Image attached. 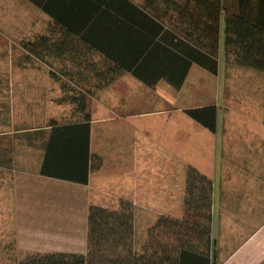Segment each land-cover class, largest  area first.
Masks as SVG:
<instances>
[{
	"label": "crops",
	"instance_id": "obj_1",
	"mask_svg": "<svg viewBox=\"0 0 264 264\" xmlns=\"http://www.w3.org/2000/svg\"><path fill=\"white\" fill-rule=\"evenodd\" d=\"M209 1L224 4L227 14L264 17V0ZM202 3L0 0L8 19L0 17V35L17 36L18 45L51 35L46 60L21 45L26 73L0 74V264L32 253H85L91 205L133 202L137 233V210L155 209L149 191L140 189L139 174H154L155 163L176 154L172 146L182 147L186 177L189 166L215 174L207 176L214 181L217 264H264V72L237 65L234 45L226 43L223 11L218 63L232 72L225 101L218 96L219 71L194 62L185 73L180 54L188 58L185 53L201 49L185 34L192 29L191 36H198L188 20L207 17ZM66 39L73 44H64ZM31 58L37 73L27 68ZM106 81L100 90L89 85ZM84 95L91 112L90 153L102 158L101 168L90 170L86 184L43 175L47 140L52 130L59 132L55 127L75 125L61 130L63 136L78 146L84 141ZM208 106L216 110L215 131L187 113ZM211 137H217V173L203 167ZM80 163L84 168V157ZM220 163L225 174H218ZM63 204L72 214L69 230L49 214Z\"/></svg>",
	"mask_w": 264,
	"mask_h": 264
},
{
	"label": "trees",
	"instance_id": "obj_2",
	"mask_svg": "<svg viewBox=\"0 0 264 264\" xmlns=\"http://www.w3.org/2000/svg\"><path fill=\"white\" fill-rule=\"evenodd\" d=\"M207 17L189 23L199 29L196 37L192 29L185 34L192 40L195 52H188L184 59L188 72L197 62L217 74L219 71V47L222 29V13L225 11L226 43L234 45L237 65L264 72V17L227 14L224 4L202 0ZM264 11V2H261ZM200 24V26H198ZM64 44H73L66 39ZM206 43V44H205ZM28 54L46 60L50 53L51 35H38L21 42ZM69 45V46H70ZM206 47V49H204ZM184 79V75L183 78ZM110 82L91 83L100 90ZM181 86L182 82L175 84ZM82 100L84 112V141L78 146L74 139L63 136L61 131L75 125H59V132L51 131L46 143L41 173L46 176L88 183L90 170L102 166V158L90 153L89 120L91 112L86 95ZM89 110V111H88ZM187 113L210 131L216 129V110L213 106L188 109ZM66 139L69 143L66 142ZM68 157H65L66 155ZM8 161H12L11 155ZM85 158V166L80 163ZM136 210L133 202L120 200L114 207L91 205L87 220V251L45 252L27 255L16 264H217V240L213 233L214 181L197 168L189 166L186 177L184 212L181 217L160 215L149 227L148 235L140 250L135 249Z\"/></svg>",
	"mask_w": 264,
	"mask_h": 264
},
{
	"label": "rangeland",
	"instance_id": "obj_3",
	"mask_svg": "<svg viewBox=\"0 0 264 264\" xmlns=\"http://www.w3.org/2000/svg\"><path fill=\"white\" fill-rule=\"evenodd\" d=\"M0 17H3L1 12ZM3 20L8 21V19L4 17ZM10 38L15 40L14 46L8 44ZM18 40L17 36L0 35V74L26 73V67L21 65L22 58L24 57V51L21 45L17 44ZM31 61V64L26 63L29 65L27 68L30 70V73H37L33 66L34 60L32 59ZM228 69H230V67L226 66L225 62H222L219 67V79L217 81V90L219 91L218 96L221 103L225 101L227 81L231 79L230 74L232 72ZM61 117L66 119L69 116L60 115V118ZM178 137L179 139H182V130L179 131ZM219 140L221 141V137ZM216 144L217 137H211L208 139L206 151H209V157H207V161L203 163V167L207 168L209 171H212V167L216 168L217 166L219 154H217ZM172 150H174L176 154L169 156L167 159L168 162H165L164 164H154V174H139L140 189H147L149 191L150 199H154L153 203L155 209L152 211H146L145 209L139 208L137 210L138 223L136 242L134 243V247L137 250L141 249L142 244L147 238L149 227L155 223L160 215L167 214L173 217H181L184 212V199L186 191V174H184V171L186 166L182 164V147L181 150L178 151L177 146H172ZM162 165L163 171L158 170V168ZM226 170V167L224 168V171L222 170L221 163L218 165V174H225ZM205 175L212 177L211 175L215 174ZM49 214L57 215L58 220H63L61 222L62 225H60L61 229H71V227L67 225L70 222L69 220L72 218V214L66 211L64 204L58 211L53 210L50 211ZM44 230H46L45 227ZM26 257L27 256L25 255V258ZM2 261L4 264H16L17 260L14 257L9 256Z\"/></svg>",
	"mask_w": 264,
	"mask_h": 264
}]
</instances>
